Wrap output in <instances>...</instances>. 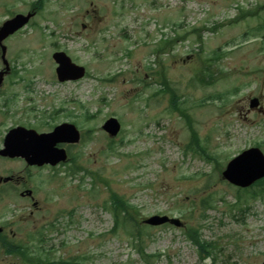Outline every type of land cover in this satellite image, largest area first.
Segmentation results:
<instances>
[{
    "label": "rangeland",
    "instance_id": "rangeland-1",
    "mask_svg": "<svg viewBox=\"0 0 264 264\" xmlns=\"http://www.w3.org/2000/svg\"><path fill=\"white\" fill-rule=\"evenodd\" d=\"M36 7L4 41V59L0 47V145L14 127L50 133L64 123L81 141L59 145L63 166L0 161V175L26 176L38 203L0 187L8 240L38 261L147 264L128 234L142 232L146 253L160 255L151 264H264V197L250 200L256 184L239 191L222 177L242 152L264 153V0H0V27ZM55 52L85 67V79L60 83ZM162 75L214 161L189 149ZM255 98L262 112L250 109ZM110 118L122 126L114 138L103 130ZM114 194L136 220L115 233ZM207 199L213 208L203 211ZM156 215L184 227L144 225ZM190 227L214 244L211 258L201 260ZM0 264L29 263L0 243Z\"/></svg>",
    "mask_w": 264,
    "mask_h": 264
},
{
    "label": "water",
    "instance_id": "water-1",
    "mask_svg": "<svg viewBox=\"0 0 264 264\" xmlns=\"http://www.w3.org/2000/svg\"><path fill=\"white\" fill-rule=\"evenodd\" d=\"M32 15H19L7 21L0 28V45L3 50V59L6 55L4 41L23 27H25ZM59 65L57 69L58 78L61 82L69 80H80L85 76V68L75 65L72 60L63 52L55 53L53 56ZM6 64V63H5ZM3 74H0V79ZM1 83V80H0ZM258 100L251 103V107H257ZM103 130L111 137H116L120 130V123L114 119H109L103 126ZM80 141V133L74 125L63 124L48 134H38L32 130L18 128L12 130L5 142V149L0 152L4 156L22 157L30 165L43 166L49 164L56 166L66 162L68 155L64 149H59V144H76ZM223 178L234 186L248 188L255 182L264 178V155L258 149L245 151L243 154L232 160L223 173ZM171 223L180 226L179 220H171L168 217L154 216L146 221L151 226H161ZM2 230H0L1 232Z\"/></svg>",
    "mask_w": 264,
    "mask_h": 264
},
{
    "label": "trees",
    "instance_id": "trees-1",
    "mask_svg": "<svg viewBox=\"0 0 264 264\" xmlns=\"http://www.w3.org/2000/svg\"><path fill=\"white\" fill-rule=\"evenodd\" d=\"M260 8L258 9V11ZM254 14L252 12L246 13L241 12L240 19L247 18L248 16H253ZM211 75V73H209ZM208 75V76H209ZM211 80L212 76H210ZM162 87H166L167 91H165V94L171 95V109L170 111L172 113L177 112L181 115L182 118L185 119L186 125L188 129H190L192 134V143L189 149H192V152H196V154L201 155L202 157H207L208 160L214 161V159L207 154L206 149L202 146L201 140L197 134V131L193 128L194 125V119L188 114L187 108H184L180 105L178 101V95L176 91L173 89V91L170 89L171 83L168 79H166L165 75L161 76ZM204 83V82H202ZM73 171V170H72ZM72 173V172H71ZM256 186L259 187L260 192L258 194H252L255 197L263 196L264 197V180L256 183ZM241 197V196H240ZM242 198V197H241ZM202 209L203 211H207L210 208H213V206L210 205V200H204L202 201ZM133 207V206H132ZM111 210L114 215L115 219V226L112 230L113 233H115L119 228H126L128 222L133 223L136 222L133 216L130 214L131 210V204L129 202H126L123 198L119 197L117 194H114L111 201ZM128 234L132 237L133 243L139 242L136 245H134L136 251L141 255V257L145 260L147 264H151V259L157 257L159 258L160 255H148L145 251V247L143 246V237L145 236L142 232H132L128 231ZM188 239L197 247L198 254L201 258V260H206L208 258H211L213 256V250L215 249L214 244L206 242L203 239V236L201 235L199 228L190 227L189 231L187 232ZM0 243L2 248L4 249L6 254L9 255H17L20 254L26 261H28L30 264H80L76 261H70V262H43V261H36L31 260L28 256V249H26L23 245H18L13 241H9L7 238L0 237ZM215 264V263H214Z\"/></svg>",
    "mask_w": 264,
    "mask_h": 264
},
{
    "label": "flooded vegetation",
    "instance_id": "flooded-vegetation-1",
    "mask_svg": "<svg viewBox=\"0 0 264 264\" xmlns=\"http://www.w3.org/2000/svg\"><path fill=\"white\" fill-rule=\"evenodd\" d=\"M39 6H40V4H39ZM37 11H39V10L36 7L31 12H36L37 13ZM258 111L262 112V110H258ZM29 129H33V128H29ZM7 133L8 132H5V134L1 138L0 151L3 149L4 141H5V138H6ZM0 161H5V162L20 161L24 165H26V167L28 169L51 168L48 165H45L43 167L29 166L22 159H10V158H5V157H3L1 155H0ZM28 176H30V175H28ZM27 179L28 178L26 176H14V174L7 175V176L0 175V187L3 188V190L5 191V192H2V193H3V195H6L9 192H16V193L18 192V194L20 195V198L21 199H25V200L30 201L32 203V205L34 206V208H38V203L37 202H34L35 199H36V194H35L36 192H35V190H29L26 187ZM5 233H6V230H5V232H2L1 234L4 235Z\"/></svg>",
    "mask_w": 264,
    "mask_h": 264
}]
</instances>
